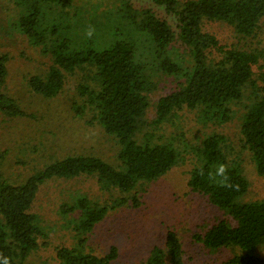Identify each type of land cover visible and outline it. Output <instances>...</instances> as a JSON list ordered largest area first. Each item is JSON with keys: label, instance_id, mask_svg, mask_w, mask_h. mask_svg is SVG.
I'll list each match as a JSON object with an SVG mask.
<instances>
[{"label": "trees", "instance_id": "16d2710c", "mask_svg": "<svg viewBox=\"0 0 264 264\" xmlns=\"http://www.w3.org/2000/svg\"><path fill=\"white\" fill-rule=\"evenodd\" d=\"M16 1V21L11 8L5 11L0 35L9 26L49 59L27 79L29 94L52 99L76 75L74 115L100 127L116 152L112 162L66 155L19 185L0 175V264L5 257L9 264H32L42 232L30 210L40 186L82 177L95 180L110 199L71 195V203H62L76 246L56 249L54 261L111 264L117 248L93 254L85 248L87 236L108 214L137 209L139 191L148 193L178 167H186L190 193L218 215L189 235L207 254L225 255L201 264H264V198L245 200L250 181L243 160L219 131L237 126L238 149L264 178V0H117L113 12L89 20L77 0ZM133 1L161 8L173 26ZM210 23L229 27L236 43L221 44L206 31ZM8 60L0 53V115L14 118L24 113L4 91ZM220 164L234 188L221 186ZM139 264H187L179 235L167 230L163 244Z\"/></svg>", "mask_w": 264, "mask_h": 264}, {"label": "rangeland", "instance_id": "374dc122", "mask_svg": "<svg viewBox=\"0 0 264 264\" xmlns=\"http://www.w3.org/2000/svg\"><path fill=\"white\" fill-rule=\"evenodd\" d=\"M116 2L117 0H77L74 6L85 10L84 16L89 20L105 15L106 12H113L118 6ZM144 2L133 1L132 4L138 8H151L173 26L171 17L161 8ZM10 8L14 13L13 23L18 16L17 1L0 0V18L5 16L7 20L5 11ZM45 10L46 7L43 8ZM5 23L2 22V25ZM5 27L7 35H0V53L9 56L4 91L18 102L24 115L14 118L0 115L1 177L11 184L19 185L56 159L72 154H90L112 162L116 152L113 142L103 134L100 127L87 125L72 111V103H79L76 97L79 85L77 76L70 79L64 89L52 99L29 94L27 79L43 72L49 59L30 46L21 34L12 33L9 26ZM205 29L221 44L236 43L232 30L226 25L210 23ZM103 35L109 37L108 34ZM219 131L229 139L235 149V156L238 154V158L243 160V168L250 181L245 200L263 199L264 178L254 173L247 156H243L238 149L237 126L228 124L219 128ZM187 179L186 167H178L155 186L149 187L148 193L139 191L140 206L137 209L124 207L108 214L87 236L86 250L104 255L110 247H116L117 259L111 264H139L153 246L163 244L167 230H174L182 241L187 264H201L224 258L225 255L222 254L209 255L191 242L189 235L212 223L218 215L202 198L190 193L186 186ZM71 195H84L92 201L110 199L92 178L53 180L41 185L30 210L38 217L42 232L37 250L29 257L32 264H55L56 249L76 246L73 231L60 213L62 203H71Z\"/></svg>", "mask_w": 264, "mask_h": 264}, {"label": "clouds", "instance_id": "9594fccd", "mask_svg": "<svg viewBox=\"0 0 264 264\" xmlns=\"http://www.w3.org/2000/svg\"><path fill=\"white\" fill-rule=\"evenodd\" d=\"M94 33V29L93 28H89V30L87 31L86 35H88L89 37H91ZM227 169H226V166L224 164H220L217 168V171H216V176H223L224 177V181L221 182V186L223 187H228V188H234L235 186L228 183V178L227 176L225 175ZM209 178H213L211 174H209ZM3 264H9V261H8V258L5 257L3 258Z\"/></svg>", "mask_w": 264, "mask_h": 264}]
</instances>
